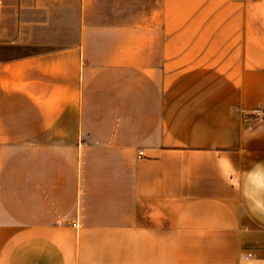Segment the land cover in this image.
Instances as JSON below:
<instances>
[{
	"label": "crops",
	"instance_id": "obj_1",
	"mask_svg": "<svg viewBox=\"0 0 264 264\" xmlns=\"http://www.w3.org/2000/svg\"><path fill=\"white\" fill-rule=\"evenodd\" d=\"M223 158L264 162V0H0V264H264Z\"/></svg>",
	"mask_w": 264,
	"mask_h": 264
},
{
	"label": "clouds",
	"instance_id": "obj_2",
	"mask_svg": "<svg viewBox=\"0 0 264 264\" xmlns=\"http://www.w3.org/2000/svg\"><path fill=\"white\" fill-rule=\"evenodd\" d=\"M220 178L225 184L242 191L250 211L264 215V162H256L246 172L236 168L230 158L218 161Z\"/></svg>",
	"mask_w": 264,
	"mask_h": 264
},
{
	"label": "built area",
	"instance_id": "obj_3",
	"mask_svg": "<svg viewBox=\"0 0 264 264\" xmlns=\"http://www.w3.org/2000/svg\"><path fill=\"white\" fill-rule=\"evenodd\" d=\"M143 153L139 152V156H142ZM74 226L76 227V224H74ZM253 253L251 252H247L242 256V262L240 264H251L252 260H253Z\"/></svg>",
	"mask_w": 264,
	"mask_h": 264
}]
</instances>
